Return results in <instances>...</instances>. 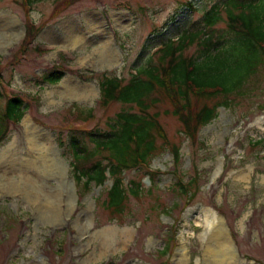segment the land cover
Returning <instances> with one entry per match:
<instances>
[{"label": "rangeland", "instance_id": "rangeland-1", "mask_svg": "<svg viewBox=\"0 0 264 264\" xmlns=\"http://www.w3.org/2000/svg\"><path fill=\"white\" fill-rule=\"evenodd\" d=\"M61 1L38 0L25 13L23 0H0V111L13 95L26 106L0 142V264H214L212 253L220 246L210 233L202 236L210 213L230 247L228 264H264V150L256 156L248 146L264 137V72L229 108L201 102L217 105V116L189 146L176 118L163 114L168 103L157 107L168 141L180 147L177 167L184 180L199 175L191 200L172 184L173 158L161 141L149 160L160 172L130 169L121 175L127 188L129 181L140 184L122 214L104 208L108 173L103 185L91 183L85 195H75L68 130L105 131L123 107H103L98 83L127 81L148 52L225 0H77L51 19ZM27 18L40 30L19 52ZM56 69L64 72L61 80L43 84L44 73ZM64 82L87 92L67 94ZM29 126L35 141L26 137Z\"/></svg>", "mask_w": 264, "mask_h": 264}, {"label": "trees", "instance_id": "trees-1", "mask_svg": "<svg viewBox=\"0 0 264 264\" xmlns=\"http://www.w3.org/2000/svg\"><path fill=\"white\" fill-rule=\"evenodd\" d=\"M27 1L32 4L38 0ZM76 1L62 0L54 11ZM222 3V7L214 5L192 21L177 38L148 53L127 81L103 78L99 82L100 104L108 107L111 103H120L123 107L105 131H69L68 146L79 198L91 190V183L103 185L109 177L112 184L104 208L114 215L122 214L128 196L140 194V184L129 181L127 188L121 175L130 169H144L148 175L160 172L149 165L160 147L158 141L165 144L173 158L170 173L178 193L191 200L199 191L198 173L185 181L184 173L179 171L180 147L168 141L157 107L168 103L163 114L176 118L189 146L191 142L194 144L199 129L216 118L218 106L229 108L232 98L247 96L251 81L264 72V0ZM218 24L224 27L217 28ZM25 27V41L19 46V52L27 51L40 30L29 20ZM63 75L59 69L45 72L41 82L52 85ZM208 100L218 101V106L201 104ZM25 110L20 96L7 97L0 111V142L6 136L8 122H18ZM82 116L85 118L81 121H87L86 117L91 114ZM248 146L257 150V156L264 150V137L250 139ZM81 162L92 163L86 168L80 166Z\"/></svg>", "mask_w": 264, "mask_h": 264}, {"label": "bare ground", "instance_id": "bare-ground-1", "mask_svg": "<svg viewBox=\"0 0 264 264\" xmlns=\"http://www.w3.org/2000/svg\"><path fill=\"white\" fill-rule=\"evenodd\" d=\"M93 18H94V20H96L95 17H93ZM100 22L101 21L97 20L96 21L97 25L96 24L95 25L97 27H100V25H101ZM98 24H99V26H98ZM111 52H113V50H111L109 47H107L106 51H105V53L108 54L107 57H109V55H111V56L113 55V53H111ZM62 87L64 88L65 93L71 94L74 96H78V97L84 96V92H87L86 90L83 91L82 89H78V87H76V86L69 87L67 82H64ZM27 129H28L26 131L27 139L29 141H30V139L35 141L34 139L29 138V137L36 138L37 137V136H35L37 134L36 130L32 126H29ZM31 164L33 166V163H31ZM73 201H75L74 198H73ZM50 203H51L50 201L46 202V204H50ZM209 233L211 234L210 236H214V238L217 240V242L220 246V249L217 251V254L212 253V257L217 258L216 259L217 262L214 261V264H228V261H226V258H227V255L230 253V247H229L227 241H225V239H224V233H223V230L221 228L220 220L218 221L217 217L213 213H210L205 219V230H204V233L202 236L204 237L205 235H208Z\"/></svg>", "mask_w": 264, "mask_h": 264}]
</instances>
